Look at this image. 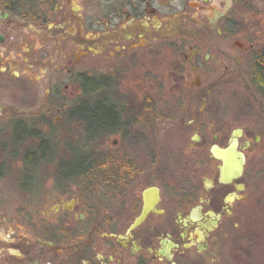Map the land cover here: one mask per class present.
Returning a JSON list of instances; mask_svg holds the SVG:
<instances>
[{
	"label": "flooded vegetation",
	"instance_id": "obj_1",
	"mask_svg": "<svg viewBox=\"0 0 264 264\" xmlns=\"http://www.w3.org/2000/svg\"><path fill=\"white\" fill-rule=\"evenodd\" d=\"M248 5L247 0L0 1L1 93L39 85L56 91L46 94L42 111L62 100L74 106L87 74H98L115 90L113 113L124 114V123L108 136L134 134L128 127L141 125L139 117L147 116L153 137L157 124L186 121L183 145L168 142L159 148L150 141L143 153L147 162L141 153L131 156L126 147L117 148V142H112L115 149L100 145L95 155L102 161L92 172L98 176L79 177L75 171L60 177L58 171L47 179L46 189L32 183L33 167L40 163L24 161L28 172L20 185L25 193L15 204H0V264H220L219 256L241 246L244 151L258 145L260 132L252 141L241 140L244 129L235 127L224 138L219 127L221 97L231 85L246 92L244 111L264 117V97L254 77L264 50L255 48ZM22 67L45 76L27 81L19 73ZM154 72L178 75L172 83L179 96L174 107L149 97L137 101L138 109L137 102L127 109L120 75ZM29 123L19 120L12 127ZM237 129L243 172L237 181L220 183L222 163L211 148L225 149ZM69 150L63 148L64 159H70Z\"/></svg>",
	"mask_w": 264,
	"mask_h": 264
},
{
	"label": "rangeland",
	"instance_id": "obj_2",
	"mask_svg": "<svg viewBox=\"0 0 264 264\" xmlns=\"http://www.w3.org/2000/svg\"><path fill=\"white\" fill-rule=\"evenodd\" d=\"M247 2L249 3L247 25L249 31L254 34L255 48L258 51H263L264 0H247ZM22 5L24 4L19 3L20 8ZM23 8H26V6H23ZM28 69L22 67L19 70L20 75L27 81H39L45 76L44 73H36L33 69ZM177 80L178 75H174L173 73L122 74L120 75L121 85L123 86L120 90L123 95H121L122 102L129 109L131 104L137 101L142 102L149 97H155L156 99L158 97L160 100H165L163 102L158 101L160 106L167 105L174 107L175 100L179 96L177 94L178 89L174 88L172 83ZM149 81L158 82L157 84L161 87L157 88L153 83L154 87L152 88ZM63 83L68 85L67 80ZM162 85H165V87H162ZM28 86L29 84L25 83V87ZM36 87L34 89H14L4 91L3 93L0 92V167L1 164H4V168L0 169V204H15L17 195L25 193L22 192L20 185L21 175L23 176L22 173L25 170L23 166L24 160L20 155L21 149L22 146L26 147L25 149L29 150L34 157L36 156V150L33 146L40 143L37 137L16 140L18 130L13 129V122L19 120L37 121L39 123V131L42 128V132L45 133V138L47 139L52 138L53 133L51 131H56L54 134L58 136L57 140L60 142L58 146L55 142H52V144L55 145L53 149L57 150L60 155L63 154V148L66 146L67 139L78 134L80 131L74 121L70 122V124L66 121L65 113L73 106L63 105L64 100L61 101L62 104L60 105L56 101L55 105L51 108L52 114L49 117H44V112H42L41 108H43V102L47 100L46 94L56 91L39 85H36ZM247 99L246 92L234 85H231L221 97V104L224 101L221 112L224 115V121L222 122L223 125L219 127L222 131V136L226 138L235 127H240L244 129V136L241 140L252 141L255 134L259 132L261 140L254 148L244 151L247 158L246 170L240 182L247 183V200L243 203L246 204L244 205L246 206V217L244 219L246 236L241 246L238 245L237 250H234L232 245L230 251L223 256H219L220 264H264V117L242 109L241 103ZM58 102L60 101L58 100ZM145 103L147 107V101ZM57 107L60 108L58 113L55 111ZM140 112L135 111V113ZM173 113L177 112L173 111ZM128 117L131 116H126L125 114V118ZM56 119H58V123H54ZM138 119L141 121V125L128 127V130L135 132L134 134L131 133L129 136L124 137L118 135L107 136L103 140L102 145L115 149L112 142H117V148H119V145L126 147V151L132 152L130 153L131 156H134L135 152L141 153L142 162H147V159L143 157V153L147 152V148L150 147V141L159 148L167 146L168 142L170 145H183L185 135L182 133V130L186 128L183 126V123L186 121L180 124L178 122L162 123L160 126L157 124V128H155L157 129V133L153 137L154 130L150 134L147 133V116L139 117ZM211 123V121L207 122V124ZM194 128L192 127V129ZM34 135L35 133L31 134V136ZM25 144H28V146ZM58 154L57 159H60V155ZM46 158L48 156L44 157L41 161L37 156L36 162L40 164L33 167L35 172L32 177V183L38 188H48L46 184L47 179L56 176L58 173L56 160L55 162L47 161L45 160ZM237 227L239 228V223H237Z\"/></svg>",
	"mask_w": 264,
	"mask_h": 264
},
{
	"label": "trees",
	"instance_id": "obj_3",
	"mask_svg": "<svg viewBox=\"0 0 264 264\" xmlns=\"http://www.w3.org/2000/svg\"><path fill=\"white\" fill-rule=\"evenodd\" d=\"M0 1H3L5 4V2L10 3L19 0ZM262 56L263 62H259L261 66L256 67L254 77L260 94L264 97V53H262ZM85 81L86 87L78 89L77 91V97L81 99L80 102L67 112L70 113L69 117L78 125L81 133V135L73 136L66 141L65 147L71 148V150H69L70 159H64L62 154H58L57 150L53 149L55 145L52 144V142H55L57 146L60 142L57 140L58 136L54 134L56 131H51L53 133L52 138L47 139L45 138V133L42 132V128L41 131H39V123L33 121L23 126L16 125L14 128L18 130L16 140H26L31 137H37V140L40 142L35 146L37 153L34 157L31 155L30 151L21 150L20 155L25 162H35L37 161V156L39 160L42 161L44 157L48 156L45 160L54 162L56 160V162L61 163L58 167L60 177H65V172L69 173L75 171H79V174H77L79 177L81 174H83L84 177L98 176L93 173L97 170V167H95L96 163L102 160L96 157L95 149L102 145L103 140L108 136L107 134H110L115 128L124 123V114L120 113L115 115V113H113V99L116 98L113 93L115 90L106 85L108 81L106 78L93 74L87 75ZM138 106L139 104L137 103V109ZM50 107L52 108V106H49L45 111H42L44 112L43 114L50 116L52 114V109H50ZM137 109L135 108V111ZM134 124L138 123L134 121ZM29 132H34L35 135L31 136L32 133ZM57 154L60 155V159H57ZM66 161L72 164L67 167L65 166ZM24 171L28 172V170Z\"/></svg>",
	"mask_w": 264,
	"mask_h": 264
},
{
	"label": "water",
	"instance_id": "obj_4",
	"mask_svg": "<svg viewBox=\"0 0 264 264\" xmlns=\"http://www.w3.org/2000/svg\"><path fill=\"white\" fill-rule=\"evenodd\" d=\"M241 137V130L237 129L231 133L229 144L225 149L213 146L211 148L212 157L220 160L222 165L218 167L219 182L232 183L237 181L243 172L244 157L241 152L237 150L238 139ZM242 190L241 186H236L239 192Z\"/></svg>",
	"mask_w": 264,
	"mask_h": 264
}]
</instances>
